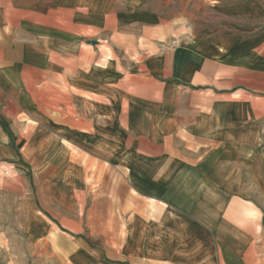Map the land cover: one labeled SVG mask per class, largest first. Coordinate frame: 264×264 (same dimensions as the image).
I'll list each match as a JSON object with an SVG mask.
<instances>
[{"label":"crops","instance_id":"crops-1","mask_svg":"<svg viewBox=\"0 0 264 264\" xmlns=\"http://www.w3.org/2000/svg\"><path fill=\"white\" fill-rule=\"evenodd\" d=\"M23 192L0 241L65 264H263L264 0H0Z\"/></svg>","mask_w":264,"mask_h":264},{"label":"rangeland","instance_id":"rangeland-1","mask_svg":"<svg viewBox=\"0 0 264 264\" xmlns=\"http://www.w3.org/2000/svg\"><path fill=\"white\" fill-rule=\"evenodd\" d=\"M6 167L5 171H8L9 166ZM11 174V173H10ZM8 177V173L6 174ZM25 192H23V197L21 200V208L19 200L14 199L12 195H9L5 200H3L0 206V219H9L10 221L5 224H0L4 226L7 235L11 234L12 230L19 232L24 230L27 220V213L24 209V204L26 201ZM15 204V205H14ZM19 219L22 223V228L17 225V221L14 224L13 219ZM9 232V233H8ZM19 235V234H18ZM0 264H65L60 257L52 255L51 252L44 246L38 244H31L27 239H25L24 234H21V238L16 239H5L0 241ZM263 264H264V254H263Z\"/></svg>","mask_w":264,"mask_h":264}]
</instances>
